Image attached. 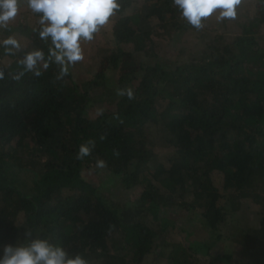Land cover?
<instances>
[{"label":"trees","instance_id":"1","mask_svg":"<svg viewBox=\"0 0 264 264\" xmlns=\"http://www.w3.org/2000/svg\"><path fill=\"white\" fill-rule=\"evenodd\" d=\"M118 2L109 49L83 45L101 27L60 79L52 63L12 78L26 52L47 55L38 20L0 29V41L27 40L0 46V244L27 228L87 264H241L228 246L214 250L224 238L238 253L263 245L264 264V0H239L234 18L165 58L195 27L172 0ZM245 6L253 13L240 14ZM131 48L146 60L118 72ZM244 204L258 208L249 227ZM201 225L208 239H196Z\"/></svg>","mask_w":264,"mask_h":264},{"label":"clouds","instance_id":"2","mask_svg":"<svg viewBox=\"0 0 264 264\" xmlns=\"http://www.w3.org/2000/svg\"><path fill=\"white\" fill-rule=\"evenodd\" d=\"M23 4L38 14V36L50 41L47 55L41 49L26 52L18 61L22 71L12 78L19 80L26 72L40 76L49 64L59 66L57 78L68 74L76 62L83 59L81 42L91 41L94 34L109 22L120 8L118 0H22ZM180 15L188 24L200 29L202 20L216 14L222 21L234 18L239 0H172ZM21 0H0V29H5L20 8ZM8 51L19 49L20 44L12 37L0 41ZM10 46V47H9ZM4 73L0 71V79ZM123 94V93H121ZM129 98L132 93L127 92ZM91 144L78 148L77 159L90 154ZM103 167V161L98 162ZM0 264H87L79 254L69 256L63 246L47 238L36 237L31 229H24L23 239L15 243L0 244Z\"/></svg>","mask_w":264,"mask_h":264},{"label":"rangeland","instance_id":"3","mask_svg":"<svg viewBox=\"0 0 264 264\" xmlns=\"http://www.w3.org/2000/svg\"><path fill=\"white\" fill-rule=\"evenodd\" d=\"M245 1V0H244ZM247 2L252 1L254 2V0H246ZM249 12V14L253 13V10L251 8H246L243 9L240 14L244 15L246 13ZM38 20L37 16L34 15V13L31 12L30 9H28L22 2L20 3V8L19 11L16 15V17L11 20L9 22L8 25L13 26L14 28H16L17 26H19L21 24L23 25H32L34 23H36ZM155 24V21H151V27ZM202 24L203 27L200 29H187V31H185V33H183V35H181L180 37H178V42L176 43H168L166 45V48L163 49L162 52V58L167 57L168 55H170L172 52H174L177 49V46L183 47V46H187L189 45V47H194L196 46L195 43L197 41H200V36L202 35H212L213 33L210 32V30H212V28L216 27L219 28V21L216 19V14H213L212 16H210L209 18L203 19L202 20ZM102 32L100 33V35H97L96 40L91 44V43H84V47L86 46L87 51H89V53L87 54H91L90 51H92V53L98 52L100 50H108L109 46L106 45V40L110 41V35L109 33L112 31V26L111 24H106L104 26H102ZM104 32V33H103ZM11 37V36H9ZM105 37L106 40H105ZM6 38V37H5ZM4 37H2L1 39H5ZM14 39H16L18 41V43L20 44H25L27 43L26 39L24 36H21L19 34H15ZM189 39L190 42H183L182 39ZM82 46V45H81ZM133 58L135 60H142L145 61L146 58L143 54L137 53L135 50H133V48L131 49H125V52L121 58V61H119L118 63L115 64V68L116 70L119 72V70H133L135 69V66H130L129 65V59ZM138 68V67H137ZM115 75V74H113ZM24 179V178H23ZM214 183L215 185L219 184V179L217 176H215L214 178ZM133 194V193H132ZM132 194L129 195L128 198H130L132 196ZM135 197V194L132 196V198ZM244 208L242 209V216H241V225L245 226V227H249L254 225L255 222H257L258 220V208L257 207H253L250 204H244ZM175 220L177 221L178 225L181 226H187V224H189V229H193L194 227V221H192L191 219L188 220L187 218H184V215L181 216H177ZM191 224V225H190ZM206 231V227H204L203 225L200 226V228H196L195 232V237L196 239H208L209 237L206 235L207 233ZM224 234V231L223 233ZM229 247V251L233 252L232 258L235 259L237 262L241 263V264H253V263H258V264H262V247L263 245L258 246L257 249H255L254 251L251 252H246V253H238V250H236L234 248V246L227 244V240H225L224 238H222L221 241H219L218 243H216V245L214 246V250H218L220 249L221 252H227L226 247ZM233 248L235 250H233ZM207 260L208 258H201V262L203 260ZM150 261V259H148V262ZM208 261V260H207ZM160 264H162V262H160ZM204 264H206V262H204Z\"/></svg>","mask_w":264,"mask_h":264}]
</instances>
